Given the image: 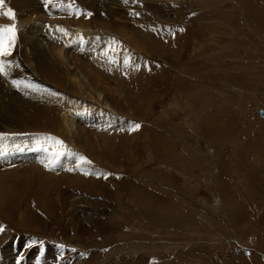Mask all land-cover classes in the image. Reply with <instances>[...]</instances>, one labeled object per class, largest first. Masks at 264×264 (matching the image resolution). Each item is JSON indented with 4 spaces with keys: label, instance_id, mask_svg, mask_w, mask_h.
I'll list each match as a JSON object with an SVG mask.
<instances>
[{
    "label": "rangeland",
    "instance_id": "1",
    "mask_svg": "<svg viewBox=\"0 0 264 264\" xmlns=\"http://www.w3.org/2000/svg\"><path fill=\"white\" fill-rule=\"evenodd\" d=\"M18 1L0 3V25L14 26L0 36V103L38 114L57 101L23 65L19 39L32 36L80 53L98 73L85 85L110 88L116 110L85 106L104 119L85 126L99 138L90 152L0 135V264H264V0ZM62 23L84 34L51 47L44 29ZM118 180L128 191L115 200Z\"/></svg>",
    "mask_w": 264,
    "mask_h": 264
},
{
    "label": "bare ground",
    "instance_id": "2",
    "mask_svg": "<svg viewBox=\"0 0 264 264\" xmlns=\"http://www.w3.org/2000/svg\"><path fill=\"white\" fill-rule=\"evenodd\" d=\"M88 1H93V0H88ZM101 1L110 4L111 1L114 2L115 0H101ZM83 2H87V1H83ZM51 4H52V0L49 5ZM17 6L19 8L28 7L30 6V0H19L17 2ZM107 13L114 16L110 8L108 9ZM113 22H115V24H113L114 25L113 27L117 28V31L114 32H116L117 34L118 32H120L119 35L122 34L123 36H126L125 34V30L127 28L126 24L124 26V23H122V21L120 22L113 21ZM41 29H42L41 26L34 27L33 34L41 33ZM44 30H46L47 33L51 35V40H47L48 44L51 47L59 46L64 36H71V35L77 36L80 34L81 35L84 34V29L82 25L80 27H73L68 23L65 24L62 23V26L48 25V27L45 28ZM3 40L4 41L2 45L6 46L9 40L6 39ZM19 42L21 43V45H18L19 47L18 46L17 47L20 55L24 56L23 65L29 70V72L32 75H36V76L38 75L42 77L45 84L47 85L46 87L49 89L48 94L52 96L51 97L52 100H57V101L50 102L51 107L45 105L43 109H42L43 106L42 104L38 105L41 106L36 108L38 114L34 112L30 114L28 113L27 110L20 112L19 114L12 113L13 109L12 107H10V104L7 106L3 103H0V135L19 134V133H24V134L48 133L49 141L47 142L45 141L43 143H45L46 145H50L54 150L64 151V148H66L68 150H71L72 154H76L78 149L82 148V146L84 145L87 148L86 151L90 152V148L93 145L97 144L99 138L96 141H94V139L92 138L97 137V135L92 134L91 130L85 129V126L89 122V125L93 124L95 127H99L104 124V119H99V117L95 116L94 114L91 115L92 112L96 113L95 109L90 110L91 112V113L89 112L90 116L87 115L89 116V118H87V116L84 115V109H86V107L89 109L90 108L89 101L93 100L94 102L95 100L97 103L96 105L98 106L100 105L99 106L100 110L104 106L115 112L116 109L114 110L112 104L108 105L106 102L107 100H109L107 95H109L112 92V90L110 88L101 86L100 84H98L97 81H95L96 79L92 80V78H91L92 81L97 82L95 86H97L99 89L97 87H95L96 89L93 88L96 90V91L94 90L93 93L90 91V89L87 88V85H85L87 84V82L85 81L86 76L84 75L88 73L89 70L86 72L85 68L83 67V63L86 60L81 59L80 53L78 52L74 53L75 50L64 52L63 49L61 48L46 49L45 47H43V41L41 39L33 38L32 36L31 37L22 36L19 39ZM21 46H23V48ZM28 50L31 52L32 55L31 58L28 57V52H27ZM15 53L16 50L12 51L11 55L14 56ZM92 72L93 71H91L92 75L94 74L95 76H98V73L96 72L92 73ZM86 75L88 76V74ZM92 75H90V77ZM104 81L105 80H103V82ZM21 89H22V94H24V97L20 94L23 97V100L26 99L30 100L31 94L28 88L22 87ZM63 96H66V98L61 99L60 97ZM116 97L114 96V101L118 103L120 100ZM53 107L55 108L56 113H53V109H54ZM1 118L3 119L2 121ZM73 132L77 134V137L79 139L78 142L76 141V144L77 143L82 144L79 145L77 148L75 144L76 138H74L73 140L68 138V134H72ZM1 143H3V138H0V144ZM35 145H37V143H34L31 146L34 147ZM1 148L2 147L0 145V149ZM20 148L22 149L24 148L23 151L25 152V154H23V158L18 159L19 161H23V163L25 162L24 164H26V162L31 161V157L34 158L32 156V152L29 151L30 149H28L25 145H21ZM19 151H17L18 153L15 151L17 154H13L14 160L12 156H10L9 154L6 155V157L4 156V160L7 159L10 160L12 158L10 162L11 164L18 163L19 161L18 160L15 161V158L21 156ZM59 153L60 152H58V154ZM73 156L70 154L64 156L63 157L64 162L79 165L78 163H76L77 160L75 161V158H73ZM17 166L18 165H16L14 168H17ZM123 185H128V181L118 180L117 183L113 185L112 191L117 193L115 200L122 199L124 194L127 193L128 190L124 191ZM97 186L101 193L103 194L110 193L107 185L97 184Z\"/></svg>",
    "mask_w": 264,
    "mask_h": 264
},
{
    "label": "snow or ice",
    "instance_id": "3",
    "mask_svg": "<svg viewBox=\"0 0 264 264\" xmlns=\"http://www.w3.org/2000/svg\"><path fill=\"white\" fill-rule=\"evenodd\" d=\"M3 0H0V3H2ZM11 12V10H9V13ZM9 13H4L5 15H9ZM11 18H14V14L12 15ZM14 26H6V25H0V36H3V37H6L7 34H8V30L9 28H12ZM11 43V41H10ZM8 51L7 49H5L3 46H2V42H0V56H6L8 55ZM3 71V65H0V72Z\"/></svg>",
    "mask_w": 264,
    "mask_h": 264
},
{
    "label": "water",
    "instance_id": "4",
    "mask_svg": "<svg viewBox=\"0 0 264 264\" xmlns=\"http://www.w3.org/2000/svg\"><path fill=\"white\" fill-rule=\"evenodd\" d=\"M260 115H261V116H264V112H263V111H260Z\"/></svg>",
    "mask_w": 264,
    "mask_h": 264
}]
</instances>
